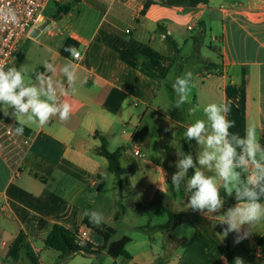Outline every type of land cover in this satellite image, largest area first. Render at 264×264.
<instances>
[{
    "label": "crops",
    "instance_id": "1",
    "mask_svg": "<svg viewBox=\"0 0 264 264\" xmlns=\"http://www.w3.org/2000/svg\"><path fill=\"white\" fill-rule=\"evenodd\" d=\"M51 1L42 10L41 24L49 23L34 36L28 31L7 68L25 71L26 83L51 82L72 112L67 121L57 115L44 127L26 124L28 132L19 134L14 110L5 116L0 106V264H31L23 241L39 264H228L208 255L199 231L244 264H264L257 245L264 222L235 243L238 233L224 236L229 225L221 219L237 202L210 214L192 210L188 175L181 190L171 186L186 129L206 120L208 104L228 103L227 118L235 122L229 131L243 137L255 125L264 147V0H53L56 11L43 14ZM30 38L33 48H21ZM68 45L80 53L76 64ZM65 65L76 69L74 88L60 71ZM189 71L195 87L174 118L173 84ZM65 89L69 95H60ZM102 142L109 152L122 149L120 186L99 153ZM203 150L195 140L189 145L196 167L216 176L197 163ZM236 171L244 180L252 167ZM85 211L101 213L112 233L87 228ZM168 211L184 219L169 221ZM54 224L85 230L89 253L60 259L44 244Z\"/></svg>",
    "mask_w": 264,
    "mask_h": 264
},
{
    "label": "clouds",
    "instance_id": "2",
    "mask_svg": "<svg viewBox=\"0 0 264 264\" xmlns=\"http://www.w3.org/2000/svg\"><path fill=\"white\" fill-rule=\"evenodd\" d=\"M0 21L17 24L18 18L10 7H0ZM64 51L69 52L75 58L79 54L77 50L68 45ZM46 70L51 68V63L45 62ZM67 77L70 87L74 88L77 80L76 69L69 70L65 65L60 69ZM192 73L186 72L184 76L177 77L173 84V90L178 99L173 107L179 108L189 100L192 83ZM74 90L71 95H75ZM60 95L68 96L65 89ZM0 106L5 116L9 115L8 109H13L12 115L17 121L14 128L16 133L22 134L24 125L35 124L39 127L46 126L49 121L58 115L60 121H67L72 112V106L58 99L57 90L51 82L46 85L26 83V73L22 69L9 67L7 70L0 66ZM193 114L196 109H192ZM206 120L198 119L187 127L185 137L195 140L203 145L197 163L201 168L215 169L216 176H207L196 167L190 155L183 156L178 162L179 171L173 174L171 186L174 191L181 190V181L187 177L189 168H193V175L187 179L186 191L191 193L188 204L192 210H205L212 213L221 209L223 200L220 196V187H223L228 195L236 193L237 205L228 209L222 216L221 223H227L229 227L223 230V235L229 232L238 233L235 243H240L251 235V230L264 222V204L260 203V197L264 196V147H261L255 125L246 128L243 137L231 133L229 130L235 127V122L229 120L228 103L218 105L208 104L203 109ZM24 117L25 119H21ZM239 149V152L237 151ZM181 153H178L180 155ZM252 167L251 174L244 180L241 172H247ZM217 176L223 180L222 185L217 184ZM84 216L96 227L104 222V217L96 211H85ZM249 225L247 230L241 231L242 226ZM235 264H244L239 257Z\"/></svg>",
    "mask_w": 264,
    "mask_h": 264
},
{
    "label": "trees",
    "instance_id": "3",
    "mask_svg": "<svg viewBox=\"0 0 264 264\" xmlns=\"http://www.w3.org/2000/svg\"><path fill=\"white\" fill-rule=\"evenodd\" d=\"M148 4H145V7ZM66 7H63L62 10H58V14L62 11H66ZM57 14V16H58ZM171 45L173 48H175L174 42L171 41ZM20 57V54H19ZM141 71L146 74L149 77H156L155 74L151 71V69L147 66L141 67ZM181 116V109L177 108L173 112L174 118H180ZM182 120V119H181ZM20 126L19 124H16L15 127ZM28 129L24 127L23 133H27ZM182 130H179V134H182ZM193 142V140H188L187 138H183L182 140V150H183V156L190 155L189 154V145ZM122 149H117L114 152H109L105 144L102 142L99 153L103 157L106 158L108 162V169L109 171L114 175L115 177V183L117 186L121 185V176L125 173V170L121 167L119 159L121 155ZM193 168H189L187 175L190 178L193 175ZM220 196L223 200V203L225 204H233L236 203V193L235 191L232 192L231 195H228L224 191H220ZM260 202H264V196L260 197ZM169 215V221H182L184 219V214H173L168 211ZM118 217V215H117ZM84 223L87 228L93 229L100 233H112V229L102 224L100 227H96L95 225L91 224L89 222L88 217H84ZM166 225L159 226V227H165ZM197 236L202 238L208 243L207 253L210 257L214 258L215 260H219L220 257H225L228 264H235L234 257L226 248L222 247L216 240L208 236L202 231L197 232ZM44 244L46 247L56 250L60 253V259H66L69 256L77 253H89V246H83L79 247L77 246L75 242V233H72L71 231L65 229L64 227L54 224L50 227L49 231L47 232L44 240ZM257 245L262 252V255L264 256V233L263 235L258 239ZM21 247L25 251V254L27 256V259L31 264H39L38 259L36 255L33 253L30 245L26 242L21 243Z\"/></svg>",
    "mask_w": 264,
    "mask_h": 264
},
{
    "label": "built area",
    "instance_id": "4",
    "mask_svg": "<svg viewBox=\"0 0 264 264\" xmlns=\"http://www.w3.org/2000/svg\"><path fill=\"white\" fill-rule=\"evenodd\" d=\"M49 0H0V7L12 8L18 18L17 24L4 23L0 21V66L7 68L16 57L18 45L28 31L36 28L42 22V10ZM78 52V51H77ZM72 56L73 63L76 64L80 58ZM59 94L57 93V96ZM9 132V131H7ZM132 153L140 157L142 155L138 145L132 147ZM86 231L75 233V242L77 246L83 247Z\"/></svg>",
    "mask_w": 264,
    "mask_h": 264
},
{
    "label": "rangeland",
    "instance_id": "5",
    "mask_svg": "<svg viewBox=\"0 0 264 264\" xmlns=\"http://www.w3.org/2000/svg\"><path fill=\"white\" fill-rule=\"evenodd\" d=\"M56 11V7L54 5V2L53 0L48 4V6L45 7L44 11H43V14H49L51 12H54ZM35 38H30L27 42V44L29 45H26V44H22L21 45V48L23 47L24 50H26L27 48H31L33 42H34ZM204 43L206 44L205 45V49H207V45L209 44V34H207V36L204 38ZM26 45V46H25ZM33 48V47H32ZM31 48V49H32ZM22 50V52L24 51ZM27 54V53H26ZM28 57V56H27ZM110 182V181H109Z\"/></svg>",
    "mask_w": 264,
    "mask_h": 264
},
{
    "label": "water",
    "instance_id": "6",
    "mask_svg": "<svg viewBox=\"0 0 264 264\" xmlns=\"http://www.w3.org/2000/svg\"><path fill=\"white\" fill-rule=\"evenodd\" d=\"M48 23H49V20L39 25L38 27L34 28L31 36H34L39 30L43 29Z\"/></svg>",
    "mask_w": 264,
    "mask_h": 264
}]
</instances>
